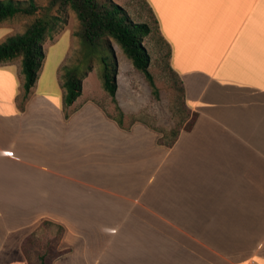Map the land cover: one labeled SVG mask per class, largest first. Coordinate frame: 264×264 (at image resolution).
Returning a JSON list of instances; mask_svg holds the SVG:
<instances>
[{
    "label": "crops",
    "instance_id": "0c3cea01",
    "mask_svg": "<svg viewBox=\"0 0 264 264\" xmlns=\"http://www.w3.org/2000/svg\"><path fill=\"white\" fill-rule=\"evenodd\" d=\"M146 2L192 128L165 146L146 121L121 126L94 68L66 105L75 22L44 41L23 106L22 58L1 62L0 264H31L23 243L43 221L64 228L53 264H264V0Z\"/></svg>",
    "mask_w": 264,
    "mask_h": 264
},
{
    "label": "trees",
    "instance_id": "16d2710c",
    "mask_svg": "<svg viewBox=\"0 0 264 264\" xmlns=\"http://www.w3.org/2000/svg\"><path fill=\"white\" fill-rule=\"evenodd\" d=\"M48 7L50 10L55 8L58 13H48L45 16L36 17L27 25L23 32L11 35L3 42H0V63L17 57L22 58L25 82L24 92L19 97L21 106L29 98V94L39 77L45 58L44 41L61 21L59 13L68 8L75 12L80 22L76 35L80 43L82 41V49L80 51L82 58L80 56L75 64L63 67L62 78L66 89V105L73 104L82 92L85 74L81 72V68L84 61H87L86 63L92 61L103 45H108L111 48V39H114L122 47L133 65L144 72L154 94H158L154 76L149 70L151 56L143 43L144 37L153 31V25L150 22L134 21L128 11L114 0H50ZM39 10L40 5L36 0H0V23L18 15H34ZM155 19L159 24L156 17ZM168 45L170 46V44ZM169 54L171 57V46ZM101 61L103 63V71L101 73L103 87L112 97L118 111V115L113 116V118L122 126L124 124V112L116 98L118 61L114 51H112V57H103ZM173 72L177 77V83L179 82L178 89L184 98L183 81L174 70ZM68 116L69 113H66V117ZM197 116V112H192V118L185 127L172 129L171 138L169 139L164 134L163 138L166 140L163 138L162 140L159 139V143L165 146H172L182 129L189 130L192 128ZM39 260L40 264H47L45 254L39 255Z\"/></svg>",
    "mask_w": 264,
    "mask_h": 264
},
{
    "label": "rangeland",
    "instance_id": "374dc122",
    "mask_svg": "<svg viewBox=\"0 0 264 264\" xmlns=\"http://www.w3.org/2000/svg\"><path fill=\"white\" fill-rule=\"evenodd\" d=\"M40 5V10L34 15H18L12 19L0 23L1 40L9 35L23 32L36 17L45 16L48 13H58L55 8L49 9L50 0H36ZM122 5L136 22H150L153 25V31L144 37L143 43L148 49L151 56L149 70L154 76L155 84L158 88V94H154L153 89L147 80L144 72L137 69L132 61L126 56L122 47L111 39L110 46L103 45L92 61L82 65L81 72L85 75L94 68V72L90 76L100 81L101 88L108 94L103 87V79L101 73L103 71V57H112L114 51L118 61V80H119V100L126 110L124 115V123L132 124L136 121H146L160 133V139L163 135L171 138V130L175 128L185 127L192 118V110L185 105L184 98L179 91L177 77L170 65V46L163 40L159 24L157 23L153 12L148 7L146 0H114ZM61 21L56 25L55 29L46 37L47 42L54 41L63 31L65 25L69 22H75L76 31L80 27L79 19L75 12L68 8L62 13ZM57 41L60 44L59 54H51L48 63V71L54 64V60L64 52L68 45V39L61 36ZM80 42V40H79ZM82 44V41L80 45ZM46 48L49 49L48 44ZM82 46H80V51ZM81 56V52H80ZM80 58V57H79ZM82 58V56H81ZM19 60V59H17ZM71 63L74 60H70ZM84 75V76H85ZM112 98V97H111ZM113 106V115L117 116L115 102ZM125 114V113H124ZM164 139V138H163ZM166 140V139H164ZM64 228L58 223L45 221L37 227L31 235H29L23 243V250L30 255L31 264H39V255L45 254L46 263L53 264L61 250V239Z\"/></svg>",
    "mask_w": 264,
    "mask_h": 264
}]
</instances>
